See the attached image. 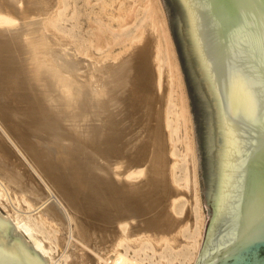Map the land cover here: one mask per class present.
I'll return each instance as SVG.
<instances>
[{
  "label": "bare ground",
  "instance_id": "bare-ground-1",
  "mask_svg": "<svg viewBox=\"0 0 264 264\" xmlns=\"http://www.w3.org/2000/svg\"><path fill=\"white\" fill-rule=\"evenodd\" d=\"M18 1H22V0H0V96H6L5 101H6L7 106H4V110L5 111H10L14 109L20 110L22 111L23 116H25L26 118L32 117L33 119L35 118V120L37 118V120H39V123H41V125L43 126L41 127V129L42 128L45 129L46 127L50 129V131H53L54 130L53 128H57V129L62 128L63 132L56 135V137L54 135L55 133L53 134V136L50 135L48 137V136H43L42 134H39L38 132H37L38 134H31L27 132L26 129H23L22 135H21V138L23 140L20 139V144L14 141L19 151L28 160L29 164L32 166V169L37 174L38 179H39L38 184L40 185V188H38L39 185L36 183L35 185L31 184L32 186L30 185L26 187V189H23L20 183L23 180L18 182L17 178L14 177L17 175L13 172V170L12 172L11 170L9 171V169L5 170L4 172L0 170V204L2 205L4 204V206L8 204L11 207V212L8 215L6 214L7 216H4L5 214L3 215L0 210L1 218L4 220V222L9 227L11 232L14 234L16 239L19 241L21 246L26 251H28L40 264H55V261H57V259L59 258L57 257L56 259V257L54 256V250L56 251L57 247L59 246V242H60V245L67 244L70 247L74 246L75 249H78L76 251L78 252L77 256L80 257V260L85 264H157V263L160 264V263H163L164 261L168 262V264H193L198 259L199 254H200V250L202 246L201 236L204 235L203 237H205V234H203L205 219H204V211H203V207L201 203L202 201H201L199 189L196 187L194 189V193L192 196L193 201L191 204V213L193 212L195 213V215H194V220L191 223L188 221V219H186L188 217L182 219V217L179 216L184 212L185 203L188 202L187 201L188 199H186V194H185L186 192L184 190L182 191L177 188L176 189L177 193L173 192L174 193L173 194L172 191H171V194L169 193L170 195L173 194L172 196H169L171 198H169L168 196L166 197L167 192L166 194H163L165 196L161 197L163 199L165 197L170 199V212L175 218V219L173 218L172 220L171 219L172 217H171L170 219L171 221L178 219L177 220L178 222H176L177 224L175 223L176 226L172 227L171 226L172 222H168L167 224L166 222L167 220H165L164 221L166 222L165 226H163V224L162 226L167 227L166 224L169 226V223H171L170 224L171 229H168V228L158 229L159 228L158 227L159 225H158L157 226L158 228L155 231L151 229L147 230L145 229L146 224H148L151 219L152 220L154 219L153 218L154 216H152L153 214L152 215L149 214L152 216V218L150 219L148 217L150 220L146 218V222H147V219L149 221L147 223L144 222L145 228L139 229L140 227H143V226H140L141 223L139 227H137V223L133 221L135 220L136 216L145 214V212L147 211L145 208V204L148 205V207L147 206L146 207L149 209L150 207L149 205L151 204L150 200H152V199H147L150 201V204L149 203L147 204L144 201V195L146 194H144L143 191L149 190V189H146L147 187H145V190H143L144 188L140 189V187L146 185L144 181L146 178L145 177L146 167L142 168L141 166H132L128 169H124L121 171L120 165L117 166L116 163L118 162H115L114 164H116V166L114 165V168L115 169L117 168L116 174L118 176H116L114 173L115 175L114 177L113 174L110 173L109 171H100L99 167H97L96 165L97 163L93 162V160L100 161L102 158L106 156H112L113 152L119 147L118 145L119 143L117 141L120 137L121 129L123 128L122 126H121L122 128L119 127L118 125L119 120L124 115L130 114L129 110L126 109L127 106L125 104V93H126V76H125L126 73L125 71L127 70V67H128V61L124 60L126 62V65L124 64L123 61L122 62L118 61L119 63L115 64L114 69L110 70L111 72L108 71L109 69L107 70L108 73L110 72L108 75H106L107 77L105 76L106 78L104 77L107 80L105 82V79H104L105 84L102 82L101 89L99 86H97L99 88V91L96 90L98 92L96 93L97 96H95L94 93L91 91L90 87H88L91 83L87 85V83L83 81L85 77L83 79L82 77H79L80 76L79 71L84 68L80 69L79 62L72 56L73 53L71 52V50H73L74 52L78 51L76 49L77 47L76 44H75L76 47L75 45L72 46L73 44L70 45L69 49H64L65 46H63L64 48H60L57 46L56 47L49 46L48 45L49 43L47 44L43 43V45H40L39 42H36V39H37L36 37L29 38L28 37L29 35L27 34L28 36L27 35L26 36L28 38L27 39L25 38L24 45H26V51L30 53V56H32V58H34V61H35V64H33L34 66H32V68L31 67L29 68V66L23 59L24 57L22 56L23 57L22 58L20 56L22 55L20 52L21 50L23 51V45H22V42H20V40H18L17 38V34H19L18 32L20 31V27L22 23L24 22L23 19H22L23 20L22 23L19 22L20 20H18L17 22V19H19V16L22 15L21 13L23 12V8L25 7V5L26 6L28 5L27 2L29 1L27 0L25 3V1L23 0L24 1V2L22 1L23 4L25 3L23 7L20 6L22 2H19V5H18ZM39 1H37L38 3L37 6L39 4H42ZM53 1L55 2V0H52V2ZM83 1L87 4L90 3V0H83ZM48 2H46V5ZM152 2L150 1L149 3H147V5H150V3ZM156 2H159V0ZM35 3L33 2L34 5ZM57 4H58V0H57ZM153 4L154 3H152V5ZM62 5L60 7H62ZM99 5L101 6L104 4L101 3ZM30 6H33V5H31L30 3V5L28 6V9ZM37 6L35 5L36 8L39 7ZM44 7H41L40 5L41 9L36 10V12L42 11ZM104 7L102 9L103 11L106 8ZM154 7L150 6L148 8L149 11L147 14L148 17L152 19L151 22L154 21L153 23L158 21L155 19L156 18L155 16L158 17V14L161 13L159 12L156 14L155 12L154 14V11H158ZM68 8L66 12L68 11ZM55 9L57 10L58 8L55 7ZM98 9H100V7H98ZM119 9L121 10L122 8H118L116 9V11H118ZM157 9H160V7ZM29 11H33V10L30 9ZM135 11L133 12L135 13ZM45 12L44 13L47 16L42 12L46 16V18L45 17L43 18L48 20L49 19L48 13L50 14V16L53 13L51 14V11L48 12V10H46ZM89 12L91 14V11ZM100 12L102 13V11ZM100 12L99 11L97 12L98 16ZM109 12L106 11V13L108 14ZM94 13L96 15V12ZM75 14H76V10L74 11V15ZM55 15H56L55 18L53 17V19L49 21L50 24L48 26L52 25L53 28L57 29L59 28L58 20L62 17L63 14L59 12V13H56ZM100 16L104 18L103 15H100ZM116 16L118 17L117 13H116ZM94 19L97 22L98 29L97 28L93 29V27H96L95 24L94 23L91 24L92 22H90V20L88 19L86 20L90 22L89 24L90 27L93 25L91 30H95V31L97 30L96 37L97 36L98 37L97 38L94 37V38L98 39V42H99V38H101L100 43H102L103 38L108 40L109 43L110 42L111 43L112 42L113 43L125 42L124 41L125 36H126L125 30L127 28H125L124 25L120 24L119 28L117 26L118 29H114L115 26L114 28L109 27V25H106L105 23H103L102 19H100L99 17H94ZM105 20H107V18ZM110 20H112V18H110ZM114 20L115 18L112 20V22H116ZM162 20L160 21L161 23H162ZM117 22L119 23L120 19L119 21L117 20ZM109 23L110 25H113L111 24V21ZM164 23L166 25V22ZM124 24H125V21H124ZM27 25L29 26L28 23ZM25 26L24 28L23 27L21 28L22 33L24 31L26 32L27 30L25 29L26 28ZM30 26H31V23H30ZM27 28L28 30H30L29 27ZM39 28H41L40 25H39ZM165 28H164V31L166 34L165 36H167L168 43L166 42L167 44L165 45L163 40L159 41L160 43H158L157 52L156 51L155 52L157 56L158 65L160 66V68L163 67V64L165 62L167 63L169 67V73L168 72L167 73L171 77L172 86L174 83H176V79H175L176 74H177L178 82H180L181 96L179 95H178L179 97L177 96L178 98L177 107L179 109L176 108L175 110L176 118H175V126H173L174 130L178 132L179 128L181 127L178 121L181 119L182 122H184L183 124H186L188 122L189 109L186 103L184 91L182 90L183 82H182L181 73L179 71L180 67L177 61L176 60L173 61L172 59L173 55L175 57V51L172 47L168 29L167 28L165 29ZM34 30L39 32L38 30L40 29H37V30L34 29ZM34 30L31 32H34ZM141 30H143V27ZM28 32L30 33V31ZM39 33L41 35L42 32H39ZM20 35L21 33L18 36L20 37ZM93 35L95 36L94 33ZM45 37L46 36L44 34L43 36L44 40H45ZM46 40H47V37H46ZM106 40L104 42L108 44ZM41 41L44 42L43 40ZM98 45L99 44L97 43V40H96L95 48H97ZM111 47L112 46H110V48ZM125 47H127L126 44H125ZM110 48H108V51ZM83 50L81 52H83ZM80 51L79 53H81ZM117 54L115 55L114 52L111 50L106 54L105 58L106 57H116ZM77 55L79 54L77 53ZM77 55H74V57H76ZM99 56H101L100 58H102V54ZM82 60H80L81 63H82ZM110 61L112 60L109 59L108 62ZM90 63L92 62L90 61ZM84 64L82 66H84ZM89 65L90 64H88L87 62V66L85 67L87 68ZM103 65L104 64H102V66ZM106 66H107V62H106ZM91 67L89 66L88 68H91ZM38 68H40V70H42L44 74L43 75L44 77L42 76L43 77L42 82L41 80H39L38 75L40 74H37L36 71H35L36 74L34 73V70H37ZM160 72H161V69H160ZM104 73H106V71ZM100 76L103 77L104 74ZM44 80L46 81L48 80L54 86L55 90L56 88H58V90L61 91L59 93H62L64 95L63 101L65 103H67L68 105L69 104L73 105V106L69 105L68 107H70L69 110L72 107H74V111H75L74 115H72V112L70 110L72 117H74L73 118L74 121L77 120L75 118L87 119V116L90 114L98 115L102 111L105 112L104 110H106L109 106H111L112 109L108 111V115L105 113L107 115L106 118L108 120L106 121L103 120L102 123L96 121V123H100V124H90V123H87L86 121L85 122L82 121L84 123L81 125L77 124V126H73L72 124H69L68 122L69 118L67 116L69 114L68 113L69 110L67 109L68 107H66V109L68 110L66 111V113H68L66 115L61 108H58L57 106H55V103L57 104L58 102L55 98L58 92L55 94V96L49 94L50 92L46 89V83H44ZM174 86L172 88H174ZM171 99L173 100V97ZM62 104L64 105V103ZM173 104H174L173 105V108H174V106L176 105L175 101L173 102ZM100 114L103 115V113H100ZM95 119L100 120L101 118L99 119L95 118ZM93 120L94 119H92V121ZM80 122L78 123L80 124ZM88 122H91V120ZM127 125H130V124H127ZM39 127L40 126H38V128ZM57 129L55 130V132L57 131ZM41 133H42V130H41ZM189 137L190 136H188V140L186 141L184 140V141L186 142L187 150H190L191 153H193V146H194L192 142L193 140L189 139ZM66 139L69 142L67 144H64L66 142ZM179 139L181 138L179 137ZM63 140H64V143H63ZM173 146H174V143L172 142V146H171L172 148L170 150L171 154H172ZM190 151L188 152L190 153ZM1 156L2 158L5 157L3 154H1ZM174 156L172 157V164L170 168L173 183H174V179H173L174 178L173 177L174 167L178 159L177 157H174ZM148 161L150 162V159ZM121 162L122 161H120V163ZM19 172H21V175H23L22 171L19 170ZM119 176H123V179L121 180L115 179L116 177L120 179L121 177ZM22 178L24 177L22 176ZM32 181L34 182L35 180L33 179ZM185 181L186 183L188 182V175ZM194 184L197 185L196 171H194ZM151 186H149L148 188H150ZM137 188L142 190L143 194L141 192H139L138 194L136 192L138 190ZM153 189L154 188L150 189L152 193H153L152 191ZM147 196H148V193H147ZM156 198L158 197H155V199ZM181 198L184 199L182 205L179 204V201L181 200ZM153 201H154V198L152 202ZM162 202H160L159 205ZM165 202L168 203L167 201ZM154 203L157 204L156 201ZM151 205H152L151 207H153L154 204H151ZM166 206L165 208L163 207L164 209H162V211H165L167 215V213L169 212H166L165 210L167 209ZM157 209L160 210L161 208H157ZM149 211H151V209ZM163 214H162V218L165 217V215L163 216ZM171 214L169 215V217L172 216ZM158 216H159V213H158ZM158 218L155 217V219H158ZM162 218L160 216L161 220ZM166 218H168V215L166 216ZM91 219L96 220L97 223L102 221L104 226L106 225L104 224V222L105 223L109 222V224L110 222H112L114 224L113 229H111V227L108 228L105 226V228H108V231L109 229L112 230L110 231L111 233H108L107 230H104L105 229L104 226H101L104 229H99L100 227L96 226L97 223H95L94 226H92L93 222L91 221ZM155 221L159 222L160 220L158 219ZM141 222L143 224V221ZM157 223L155 224L157 225ZM151 224L153 223L151 222ZM151 224H149V228ZM112 225H109V226H112ZM162 226L160 225V227ZM92 228L99 229L98 231L103 230L102 233L103 232L104 234L107 233V235L111 234L110 238H109V235L107 236L106 234H105L106 236L105 235L103 236L104 239L102 238L103 241L108 240L109 244L107 245L106 243L108 242L106 241L105 243L106 246L104 247H100V246L98 247L97 245L96 246L98 248L96 246L95 247L89 246V243L87 241H94V240H91V238L94 237L93 235H96V233H98L97 231L94 232V230L96 229L92 230ZM152 229L154 228L152 227ZM90 235H92L93 237ZM99 235H101V231ZM86 236L91 237L90 240L87 239ZM98 237L99 238L96 237V239L97 241L98 239L100 241L101 240L100 236ZM99 241L97 243H99ZM97 243L92 242V244H97ZM74 248L72 247V249ZM59 256L60 257L63 256L64 258L67 257L68 256L67 251L62 250V255L60 254Z\"/></svg>",
  "mask_w": 264,
  "mask_h": 264
},
{
  "label": "rangeland",
  "instance_id": "rangeland-1",
  "mask_svg": "<svg viewBox=\"0 0 264 264\" xmlns=\"http://www.w3.org/2000/svg\"><path fill=\"white\" fill-rule=\"evenodd\" d=\"M22 1H18V5H19V2H22ZM24 1L26 3L27 0H24ZM28 1L29 2H27L28 3L27 6L25 5V3L23 4V2L20 4L21 7H23L24 5H25V7L23 8V12L21 13L22 15H20L19 19H17V22H18V20H20L19 22H21V23L23 22V20H24V22L22 23V25L20 27V31L19 32L17 31L19 34L21 33L20 37L18 36L19 34H17V32H16V34H17L18 40H20V42H22V45H23V51L21 50V52H20L22 55H20V56L24 57V58L23 57L22 58L25 60V62L29 66V68L30 67L32 68V66H34L33 64H35V61H34V58H32V56H30V53H28L26 51V45H24L25 44V38L27 39L28 37L29 38L36 37L37 38V39L35 38L36 42H39L40 45H43V43L44 44L45 43L46 44L49 43L48 44L49 46H55V47L57 46V47H60V48H64L63 46H65L64 49H69L70 45L73 44L72 46H74L76 44L77 47H76V45H75V47H76V49L78 51L74 52L73 50H71V52L73 53L72 56H73V58H75L79 62L80 69L84 68V69H82L83 71L80 70L79 71L80 73L78 72L79 75H80L79 77H82V79L85 77L83 81L86 82L87 85H89L91 83L88 87H90V89L94 93V95L97 96L96 93L99 91V88L97 86H99L100 89H101L102 82L105 84V82L107 80V79H105L107 77L106 75H108L111 72L110 70L114 69L115 64H118L119 62L123 61L124 64L126 65L125 61H128V67H127V70L125 71V73H126V75H125L126 76L125 104L127 106L126 109L129 110L130 114L124 115L125 117L123 116L119 120V124H118L119 127L120 128H122V127L124 128V129L123 128L121 129V134H120V137H119V139L117 141L119 143L118 144L119 147L113 152L112 156H106V157L102 158L100 161L93 160V162L97 163L96 165H97V167H99L100 171H109L110 173L113 174L114 177H115V175L118 176L116 174V171H117L116 169L117 168L116 169L114 168V165L116 166V164H117V166L120 165V167H121L120 170L121 171L124 170V169H128V168H130L132 166H141L142 168L146 167L145 168V170H146L145 177L146 178L144 177L145 178L144 181H145L146 185L140 187V189L144 188L143 190H145V187H147L146 189H149V190L143 191V193L146 194V195H144V201L147 204L148 203L150 204V201H151V204H154L153 205L154 208L151 207L152 205L150 204L149 205L150 207L148 209L147 208L148 205L145 204V208H146L147 211L144 210V211H146L145 214H143V215L141 214V215L136 216V218H135V220L133 222L137 223V227H139V225L141 223L140 226H143V227H140L139 229H143V228H145L144 222L147 223L152 218V216H154L153 217L154 219H155V217L156 218L159 217L158 219L161 222L159 221L160 222L159 223L158 221H155V220H158V219H155V220L151 219L152 221L151 220L150 221L153 224H155L157 222L159 224L157 223V225L156 224L153 225L149 221V223L146 224V228L145 229H147V230L151 229L153 231H155L158 227H159L158 229H161V228L171 229V227H170L171 223H169V226H168L167 225L168 222H172V224L173 223L175 224L176 222H178L177 221L178 219L174 220L175 222L171 221V219L173 220L174 217H173V215L170 212V199L169 198H171V197H169V196H172L175 192L177 193L176 189L178 188V189H180L182 191L184 190L186 192L185 193L186 194V199H188L187 200L188 202L185 203L184 212L181 215H179V216L182 217V219L188 217L186 219H188V221L191 223L194 220V215H195V213H193V212L191 213V204H192V201H193L192 196H193V193H194V189L196 187L199 189L201 201H202V198H203V180H204V176L199 178V174L203 171L204 165H199L201 142H196V140H197V117H196V113H195V110H194V107H193V103H192V100H191V97H190V93H189V90H188V83H187L188 80L186 81V76H187L186 70H184L185 68H183V64H181L183 60L181 61V56H180V53H179V50H178L177 44H176L177 42H173L174 38H173L171 22H170V19L168 17V14L166 12V9L164 7V4H163L162 0H159V2H156L158 0H150L151 2L154 1V2H152V3H154L153 5H152V3H150V5H147V3L150 2L149 0L148 1L147 0L146 1L145 0H103L104 2L101 1V0H95V1L94 0H90V3H88V4L85 3L83 0H73V1L72 0H58V4L59 5L57 4V0H55V2L53 1L54 3L52 2V0L51 1L48 0L49 2L47 0H40V1L37 0L40 3H42V4L38 5L39 7L37 6L38 3H37L36 0H28ZM33 2L34 3L36 2L35 5L38 8L35 7ZM46 2L49 3V4L47 3L48 6L46 5ZM30 3L34 7L30 6L29 9H28V6L30 5ZM101 3L104 4V5L100 6L99 4H101ZM40 5H41V7H44V5H45V7H44L45 10L42 9V11L36 12V10L41 9ZM50 5H52V6H50ZM61 5H62V7H60ZM135 5H137V6H135ZM97 6L100 7V9H98ZM102 6L106 7V8L104 7L105 8V10H104L105 12L102 10L103 9ZM150 6L151 7L155 6L154 8H156V10H158V11H154V14H155V12H156V14L161 12V13H159L160 16L158 14L159 18L157 16H155L156 17L155 19L158 20L155 23H153L154 21L151 22L152 19H150V17H148V15H147L148 11H149L148 8ZM46 7H47V9H46ZM55 7L58 8V9L56 10ZM159 7H160V9H157ZM67 8H68V11L66 12ZM110 8H111V10H110ZM118 8H122V9L121 10L119 9L118 10L119 12H118V11H116V9H118ZM30 9H32L35 12L29 11ZM46 10H48V12L51 11V14L52 13L54 14V15L52 14L50 16V14L48 13V15H49L48 16V18H49L48 20L43 18V17L46 18V16H47L46 15L47 13L45 12ZM75 10H76V14L74 15V11ZM97 10L99 12L102 11V13L101 12L99 13V16H98V13H97L98 11ZM108 10L111 12V14H110V12ZM112 10H113V12H112ZM89 11H91V14H90ZM106 11L109 12V14L106 13ZM133 11H135V13ZM42 12L43 13L45 12L46 14L45 13L44 14L46 16ZM59 12H61L63 14L62 17L58 20L59 28L55 29V28H53L52 25L48 26L50 24L49 21L52 20L53 17L55 18V16H56L55 14L59 13ZM68 12H69V14H68ZM94 12H96V15H95ZM128 12H130L131 14L128 13ZM162 12L164 13V15H163ZM116 13H117L118 17L116 16ZM100 15H103L104 18H102V16H100ZM107 16H109V17H107ZM121 16H122V18H121ZM94 17H99L100 19H102L103 23H105L106 25H109V27L114 28V26H115L114 29H118L120 24L124 25V27L127 28L125 30V34H126L125 39H124L125 42H118V43H113V42L111 43L110 42L111 43L110 44L108 42V40L104 39L103 37H102L103 38L102 39V43H100L101 38H99V42H98V39H96L98 37V36L96 37L97 30L96 31L95 30H91L93 25L91 27L89 25L90 22H92L91 24L94 23L95 26H96V27H93V29H95V28L98 29L97 22L95 21ZM105 17L107 18V20H105L106 19ZM113 17L115 18L114 21H116V22H112V20L114 19ZM85 18L90 20V22L87 21ZM110 18H112V20H110ZM116 18H117L118 21L120 19L119 23L117 22ZM160 18H162L163 20L160 19ZM28 20H29V22H28ZM161 20H162V23L166 22V25H165V23L162 24L160 22ZM32 21H33V23H32ZM110 21H111V24H113V25H110V23H109ZM124 21H125L126 25L124 24ZM126 21H128V22H126ZM26 22L29 24V26L27 25ZM30 23H31L32 27L30 26ZM23 24H24V26L26 25L25 29L28 30L27 27H29L30 30H28V31H30V33L27 30H26V32H27L26 33L24 31V29H23L24 32L22 33L21 28L22 27L24 28ZM38 24L40 25L41 28H39ZM164 25L168 29V33H169V37H170V40H171V43H172V47H173V49L175 51V57L173 55L172 59H173V61L176 60L178 65H179V67H180L179 71L181 73L182 82H183V89L182 90L184 91L185 98H186V103H187V106H188V109H189V114H188L189 120H188V122L186 124H183L184 122H182L181 119L180 120H181L182 123L180 122V120L178 121L180 123L179 125L181 126L179 128L178 132H176L174 130L173 126H175V118H176V111L175 110H176V108L179 109L177 107L178 106L177 105V99H178L177 96L178 95L181 96V94H180V92H181V90H180V88H181L180 82H178V78H177V74H176L175 79H176V83L177 84L174 83L173 86L174 85H176V86H174V88H172L173 86H172V83H171V77L168 74L169 73V67H168L167 63L165 62L166 65L164 63L163 67L160 68V66L158 65L157 56H156L158 43H160L159 41L163 40L165 45L168 43L167 36H165L166 34H165V31H164V28H165ZM117 26H118V28H117ZM33 27L36 30L40 29L38 31L42 32L41 35H40L39 32L35 31L33 29ZM142 27H143V30H141ZM157 27H158V29H157ZM50 28H52V29H50ZM33 30H34L35 33L31 32ZM92 31L95 34V36L93 35ZM135 32H137V33H135ZM36 34H38V35H36ZM42 34H43V36L45 34V36L47 37V40H46V37H45V40H44ZM94 37H96V38H94ZM40 38L44 42H42L40 40ZM95 39L97 40V43L100 45V46L98 45V47L96 46L97 48H95V45H96V40ZM105 40L108 42V44H106V42H104ZM73 41H75L76 43L73 42ZM127 41H129V42H127ZM41 42H42V44H41ZM94 43H95V45H94ZM104 43H105V45H104ZM125 44H126L127 47H125ZM110 46H112V47L114 46V47L113 48L111 47L112 48L111 49ZM108 48H110L109 51L112 50L115 55L118 53L117 56L116 57H106L105 58L106 54L109 52ZM169 48H170V46H169ZM81 49L82 50L84 49L83 52H81L82 51ZM79 51L81 53H79ZM115 51H116V53H115ZM77 53L79 55H77ZM104 53H106V54H104ZM101 54H102V58H100L101 56H99ZM74 55H77L78 57L76 56L77 57L76 58V57H74ZM123 56H124V58H123ZM94 58L96 60H98V61H96ZM108 58L110 60H112V61H110L111 63L108 62L109 61ZM30 59H32V60H30ZM80 60H82V63H81ZM90 61L92 63H90ZM100 61H101V63H100ZM104 61L107 62V66H106V62H104ZM84 62H85L86 65L84 64ZM87 62H88V64H90L89 65L90 67L92 65L91 68H88L89 66L87 68L85 67V66H87ZM108 63H110V64H108ZM83 64H84V66H82ZM102 64H104V65L102 66ZM100 68H102V69H100ZM160 69H161V72H160ZM104 70L106 71V73H104L105 72ZM107 70L110 71V72L108 73ZM35 71L37 72V74H40L38 76H39V80H41V82H42L43 77H44L43 76L44 75L43 71L40 70V68H38L37 70H34V73H35ZM91 71H92V73H91ZM103 74H104L103 77L100 76V75H103ZM95 75H97V76H95ZM104 79H105V82H104ZM97 80H99V81H97ZM45 81L46 80H44V83H46V89L50 92L49 94L55 96V94L58 92L57 93L58 95L56 94L57 97L55 96L56 100L58 101L57 104L55 103V106H57L58 108H61L66 115L68 113L70 114V115L69 114L67 115L68 118H69L68 119L69 120L68 121L69 124H72L73 126H77V124L81 125L85 121L87 123H90V124H100V123L103 122V120H105V121L108 120L106 117L108 115V111L112 109L111 106L108 107L109 109L107 108L106 110H104L105 112H103V111L100 112V113H103V115L100 114V113L98 115L90 114L91 116L88 115L87 119L75 118L77 120L74 121L73 120L74 117H72V115H74V113H75L74 107H72L73 105L69 104V105H72L71 106L72 108L70 109L71 112H72V115H71V112L69 110L70 107H68L69 105L63 101V98H64L63 96L64 95L62 93H59L61 91L58 90V88H56V90H55L54 86L48 80L46 82ZM175 88H177V89H175ZM52 90H53V92H52ZM96 90H98V91H96ZM172 97H173V100L171 99ZM58 99H60V100H58ZM5 100H6V96H0V150H1L0 151L1 152L0 153V161H1L2 164L5 165L4 166V165H2L0 163V165H1L0 166V170H2L3 172L5 170H7V169H9V171L11 170V172L13 170V172L17 175V176H14V177L17 178L18 182L23 180L20 183H21L22 188L26 189V187L30 186L31 184L32 185H35L36 183L38 184L39 183V179H38L37 174L32 169V166L29 164L28 160L22 155V153L19 151V149L15 145L14 141H16V142H18L20 144V139H22L21 135H22V130L23 129H26V131L31 133V134H38L39 133V134H42L43 136H48V137L50 135L53 136L54 133H55L54 135L56 137V135H58L61 132H63L62 131L63 129L62 128H60V129L59 128L58 129L57 128H53L54 129L53 131H50V129H48L46 127H45V129L44 128L41 129V127H43V126L41 125V123H39V120H37V118H36V120H35V118L33 119L32 117H27L26 118L25 116H23L22 111L16 110L14 108H13L14 110L5 111L4 110V106H7ZM174 101H175L176 105L173 108V105H174L173 102ZM62 103H64V105ZM63 107L65 108V110H64ZM66 107H68L67 108L69 110L68 113H66V111H68L66 109ZM69 116H71L72 118L69 117ZM104 116H105V118H104ZM95 118H97V119L101 118L102 120L101 119L100 120H96ZM27 119H29V120H27ZM92 119H94V120L92 121ZM90 120H91V122H88ZM34 121H35V123H34ZM77 121L78 122L84 121V122H82V123L80 122V124H79ZM96 121H98L100 123H96ZM127 124H130V125H127ZM26 126H28V127H26ZM38 126H40V127L38 128ZM128 128H129V130H128ZM56 129H57V131L55 132ZM41 130H42V133H41ZM45 131L48 133V135H47V133ZM123 132H124V134H123ZM178 136L181 139H179ZM188 136H190L189 139L193 140L192 141L193 145H194L193 146V153H191L190 150H187V146H186V142L185 141L188 140ZM68 142L69 141L67 139H66L65 143H64V140H63L64 144H67ZM172 142L174 143V146H173V150H172V154H171L170 150L172 148L171 147L172 146ZM5 148H7V149H5ZM2 151H4V152H2ZM188 151H190V153ZM1 154H3L5 157L7 156V157L5 158L3 156L4 158H2ZM173 156L178 158L176 163H175L174 173H173L174 183L172 182V175H171V169H170L171 168V164H172V157ZM149 159H150V162L148 161ZM120 161H122V162L120 163ZM115 162H118V163L114 164ZM148 163H149V165H148ZM112 164H113V166H112ZM121 164H122V166H121ZM8 166H9V168H8ZM106 167H108V168H106ZM100 168H102V169H100ZM19 170L22 171L23 175H21V172H19ZM194 171H196V175H197V185L194 184ZM18 172H19V174H18ZM114 173H115V175H114ZM187 175H188V182L186 183L185 179H186ZM22 176L24 178H22ZM119 177H121V178L119 179V178L116 177L115 179H117V180L123 179V176H119ZM19 178H21V179H19ZM33 179L36 181V182L34 181L35 183L32 181ZM27 180H28L29 183L27 182ZM159 182H161V183H159ZM24 183H26L27 185L24 184ZM149 186H151V187L148 188ZM36 187H37V185H36ZM38 188H40V185H39ZM152 188H154L152 190L153 193L150 190ZM140 189H138L139 191L138 190L136 191L138 194H139V192L142 193V190H140ZM171 191H172V193L174 192L172 195H170ZM163 192H165V193H163ZM166 192H167L166 197L168 196L169 198L165 197L166 198V200H165V198L163 199L161 197L165 196L163 194H166ZM147 193H148V196H147ZM150 195H151V197H150ZM146 197H148V198H146ZM152 197L154 198L153 202H152V200H153ZM155 197H158V198L155 199ZM147 199H152V200L149 201ZM158 199H160V200H158ZM183 200L184 199L181 198V200L179 201L180 205H182ZM155 201L157 202V204L154 203ZM159 201L160 202L163 201L161 203L162 205L161 204L159 205V203H160ZM165 201H167L168 203H166ZM155 204H156V206H155ZM166 205H168V206H166ZM165 206H166L167 209H169V210L165 209L166 212H169V213H167L168 218H166L167 215H166L165 211H162V209H164ZM202 207H203L204 219H205L204 220L203 234H205V228L207 226L208 218H207L203 203H202ZM157 208H161V209L159 210ZM150 209H151V211H149ZM0 210H1V213L3 215L5 214L4 216H7L11 212V207L8 204L6 206H4V204L3 205L0 204ZM158 210L163 212V213H165V214L159 212ZM158 213H159V216H158ZM149 214H151V215L153 214V215L151 216ZM162 214H163V216L165 215L164 218H162ZM170 214L172 216L169 217ZM160 216H161L162 220L160 219ZM146 218L149 219V220L147 219V222H146ZM169 219H170V221H169ZM165 220H167L166 221L167 222V224H166L167 227H163V226H165V223H166V222H164ZM91 221L93 222L92 226H94V224L97 223V221L94 220V219H91ZM141 221H143V224H142ZM111 223L112 222H110V224H109V222H106V223L104 222V224H106L105 225L106 227H108V228L111 227V229H113L114 224L112 223L113 224L112 225ZM149 224H151L150 228H149ZM162 224H163V226H162ZM172 224H171V226L174 227V226H176L177 223L175 225L174 224L172 225ZM109 225H112V226H109ZM160 225L162 227H160ZM96 226H99L100 227L99 229H104L105 228V226L103 225L102 221L98 222L96 224ZM101 226H104V228H102ZM155 226H156V228H155ZM152 227L154 229H152ZM96 228H98V227H96ZM96 228H92V230H94ZM108 228H105L104 230L108 231ZM99 229L94 230V232L97 231L100 234V231H101L102 237L98 233H96V235H93L95 238L92 235H90V236H92L93 238H91L89 236H86L87 239L90 240V238H91V240H94V241H87L86 240L89 243V246L95 247L97 245L98 247L99 246L100 247H104V246H106V244L107 245L109 244L108 240H105V241L102 240L103 236L105 234L107 235V233L104 234V232L102 233L103 230L98 231ZM111 229H109L108 233H111L110 232V231H112ZM108 235H109V238H110L111 234H108ZM98 236H100V239H101L100 241L98 239L99 243H97L98 241L96 239V237L99 238ZM203 236L204 235L201 236V244L203 242V238H204ZM84 239H85V237H84ZM106 239H107V237H106ZM106 241L108 243H106ZM92 242L93 243L95 242L97 244H92ZM100 242H101V244L102 243L103 244L101 245ZM90 243H91V245H90ZM72 247L74 248V246H72ZM72 247H70L67 244H61L60 245V242H59V246L57 247L56 251L54 250V256L56 257V259L58 257L59 259H57V261L59 260L60 262L59 261L58 262L55 261V264H85V263H83L80 260V257L77 256L78 252H76V251L78 249H75V248L72 249ZM62 250H66L67 251V254H68L67 257L64 258L63 256H61V257L59 256L60 254L62 255ZM165 262L166 261H164L163 263H160V264H168V262H166V263ZM157 264H159V263H157Z\"/></svg>",
  "mask_w": 264,
  "mask_h": 264
},
{
  "label": "water",
  "instance_id": "water-1",
  "mask_svg": "<svg viewBox=\"0 0 264 264\" xmlns=\"http://www.w3.org/2000/svg\"><path fill=\"white\" fill-rule=\"evenodd\" d=\"M162 2L187 74L196 142L187 71L209 115L207 196L202 144L199 161L208 222L193 264H264V0ZM0 264H40L1 216Z\"/></svg>",
  "mask_w": 264,
  "mask_h": 264
},
{
  "label": "flooded vegetation",
  "instance_id": "flooded-vegetation-1",
  "mask_svg": "<svg viewBox=\"0 0 264 264\" xmlns=\"http://www.w3.org/2000/svg\"><path fill=\"white\" fill-rule=\"evenodd\" d=\"M186 63V62H185ZM187 66V65H186ZM188 72V78H189V84H190V88L193 94V98L196 101L195 104V108H196V112L198 113V117L200 120V125H201V144H202V148H203V153L205 156V167H204V174H205V178H206V196L208 193V189H209V183L211 180V169L209 167V161H208V153H210V149H209V115H208V110H207V106L204 103L200 93L198 92L197 89V85L195 83L194 80H192L193 78H191L190 72Z\"/></svg>",
  "mask_w": 264,
  "mask_h": 264
}]
</instances>
